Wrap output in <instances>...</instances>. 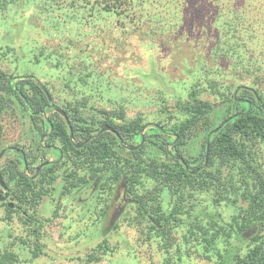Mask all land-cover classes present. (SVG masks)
I'll return each mask as SVG.
<instances>
[{
  "label": "rangeland",
  "instance_id": "obj_1",
  "mask_svg": "<svg viewBox=\"0 0 264 264\" xmlns=\"http://www.w3.org/2000/svg\"><path fill=\"white\" fill-rule=\"evenodd\" d=\"M43 1L16 0L8 11L1 7L0 69L7 73H27L58 90L62 80L56 78L57 70L52 62L40 57L41 61L36 63L31 51L45 46L53 59L61 52L63 67L71 66L76 73L84 59L77 58L76 52L85 47L91 61L90 65L85 63L90 66L85 72L97 74L98 67L105 74L103 85L106 88L103 89L106 91L102 94L93 91L90 77L88 85H82L76 97L85 96L95 101L103 98V103H93L102 106L96 108L121 109L130 119L142 116L146 127L156 118L169 119L166 130H170L176 119L175 102L180 98L186 100L188 92L198 82L206 89L201 99L212 103L218 102L219 96L210 87L214 91L230 88L232 92L236 87L233 93L246 88L264 94V0H156L142 7L129 6L127 16L120 19L102 15L92 24L89 18L91 25L71 16L57 22L56 18L74 13L66 8L61 12L45 10L41 15ZM60 43L70 47L60 48ZM7 49L10 52L5 54ZM63 90L60 98L75 95V91ZM162 98L166 99L171 113H160ZM55 100L58 104V97ZM10 103L8 111L0 117L3 124L0 151L6 149L0 153V165L17 157L8 147L16 142L28 145L31 140V130L20 118L17 102ZM222 109V105L215 107L217 112L210 116V121L219 116ZM146 127L143 131L149 132L150 126ZM45 138H40L42 144ZM170 138L173 139L171 135ZM202 141L201 131L188 147L182 148V155L185 158L196 156ZM258 148L261 150L259 145ZM45 158L50 163L55 156L49 153ZM259 170L264 172V166ZM60 175L51 195L43 197L36 210V216L44 223L39 242L41 254L33 258L31 245L30 249L19 251L17 264H218L215 256L219 252L225 258L241 257L247 252L246 241L235 237L229 238L223 249L224 243L218 244L219 252L213 248L205 252L204 248L196 247V243H184L186 224L195 219L208 227L214 222L216 227L225 228L227 234L236 210L224 203L214 206L207 193L194 196L195 207L172 229V247L167 251L160 236L152 233L146 238L143 235L146 222L135 217V202L130 197L121 200L122 190L116 202V191L105 192L100 187L87 193L75 189L62 195L64 179ZM8 202L14 203L7 200L4 204ZM106 204L110 208L105 207ZM168 205L166 201L165 206ZM239 205L244 206L240 199ZM115 207L121 210L114 217ZM105 208H108L107 217L103 214ZM16 215L13 214V221L9 223L5 221L4 209L0 208V246L12 241L7 238L8 233L24 234ZM230 232H233L231 229L228 234H234ZM102 245L105 251L99 249ZM15 246H19L18 242ZM93 253L96 260L88 262Z\"/></svg>",
  "mask_w": 264,
  "mask_h": 264
},
{
  "label": "trees",
  "instance_id": "obj_2",
  "mask_svg": "<svg viewBox=\"0 0 264 264\" xmlns=\"http://www.w3.org/2000/svg\"><path fill=\"white\" fill-rule=\"evenodd\" d=\"M15 1L0 0V10L3 7L8 11ZM155 1L44 0L40 13L42 15L45 10L54 9L61 12L66 8L74 13L56 18L57 22H63L66 16H71L74 20L91 25L89 18L92 24L102 15L120 19L123 15L127 16L129 6L142 7L145 3L147 5ZM58 47L65 49L70 46L60 43ZM85 49L80 47L76 57L84 58L83 63L90 65V55ZM7 52L10 50L7 49L5 54ZM31 52L36 63L41 61L40 57L52 62L57 70L56 78L62 80V86L57 90L33 75H16L0 69V117L8 111L10 102L16 101L20 118L31 129L35 143L31 146L14 143L17 157L0 165L1 178L10 192V201L14 202L12 209L3 203H0V208L4 209L5 221L9 223L13 221V214H17L24 233H8L7 238L12 241L0 246V264H17L19 251L30 249L31 245L33 258L41 254L39 242L44 223L36 216V210L43 197L51 195L59 174L64 179L62 195L75 189L91 192L100 187L105 192L116 191L114 197L117 198L120 190H123V194L135 202V217L146 222L143 235L147 238L152 233L157 234L162 238L161 242L167 251L172 247V229L178 227L183 215H188L195 207L192 204L194 196L207 193L214 206L224 203L235 208L236 214L231 217L228 229L234 234H228L227 229L225 234V228L216 227L214 222L208 227L195 219L186 224L188 228L187 235L183 236L184 243H196L195 246L204 248L205 252L212 248L219 252L218 244L224 243L223 249L229 243V238L235 237L246 241L247 252L241 257L233 255L227 258L219 252L215 256L219 259L218 264H264V172L259 170L264 166L263 93L240 88L235 94L233 92L236 87L233 92L230 88L214 91L210 87L219 96L218 102L212 103L201 99L200 95L206 89L198 82L188 92L186 100L180 98L175 102L176 119L170 130L164 129L169 119L156 118L155 122L147 124L150 131L144 132L146 124L142 116L130 119L121 109L108 111L96 108L102 106L93 103H103V98L95 101L85 96L76 97L90 77L93 91L99 94L106 91L103 89L106 88L103 85L105 74L98 67L96 70L99 73H87L85 69L90 66L81 62V66H84H80L74 73L71 66L66 69L63 67L61 52L54 59L45 46L34 47ZM63 89L73 93L75 91V95L60 98ZM57 97L59 103L55 104ZM160 102V113H171L166 99L162 98ZM218 105L224 109L210 121ZM53 107L60 108L65 118L52 112L46 113L47 108ZM29 119L31 124L27 121ZM103 125L113 127L116 135H95L88 143L76 148L75 144L85 140ZM2 131L3 124L0 122V134ZM201 131V150L196 156L185 158L180 153L182 148L188 147ZM44 136L45 145L41 146L39 139ZM135 142L138 144L134 145ZM207 142L209 149L205 164ZM49 153L55 156L50 163L45 158ZM239 199L244 206H237ZM166 201L168 206H165ZM103 214H108V208ZM106 221L107 224L111 223L108 218ZM174 221L177 225L173 224ZM17 242L19 246L16 247ZM99 249L105 251L103 245ZM206 257L211 258L209 255ZM92 260H96L94 253L88 257V262Z\"/></svg>",
  "mask_w": 264,
  "mask_h": 264
},
{
  "label": "flooded vegetation",
  "instance_id": "obj_3",
  "mask_svg": "<svg viewBox=\"0 0 264 264\" xmlns=\"http://www.w3.org/2000/svg\"><path fill=\"white\" fill-rule=\"evenodd\" d=\"M56 109H59V110H61L60 108H55V107H53V108H47L46 109V113H48L49 114V112H52L51 114H57V115H59V116H62V114L61 113H59V112H57L56 111ZM51 110V111H50ZM62 111V110H61ZM44 118H45V115L43 116ZM27 121H30V119L29 120H27ZM30 124H31V121H30ZM109 127L110 128V130H106V131H103V132H101V129L103 128V127ZM30 129V128H29ZM31 130V129H30ZM107 134V133H109V134H111V135H116V130L113 128V127H111L110 125H103V126H101L95 133H93L92 135H90L89 137H86L85 138V140H83L82 142H78L77 144H75V146L76 145H79V144H82L83 142H85L86 141V143H88L89 142V140L91 139V137L92 136H95V135H101V134ZM40 138H42V137H40ZM29 139H31L30 140V146L32 145V143H34L33 142V140H32V133H31V136H30V138ZM88 140V141H87ZM42 140L41 139H39V144H41V146H43V145H45V144H42V142H41ZM45 143V142H44ZM86 143H84L83 145H85ZM208 143V142H207ZM28 144V145H29ZM35 144V143H34ZM82 145V146H83ZM81 146V147H82ZM8 148H10V149H15L14 148V146H12V147H8ZM170 148V147H169ZM78 149V148H77ZM206 149V148H205ZM4 150H6L5 148L3 149V150H1V152H4ZM173 154H175V152L173 151L172 152ZM180 153H182V151L180 152ZM205 153V152H204ZM1 155V154H0ZM176 157H178V156H176ZM37 170V172L39 171V168H37L36 169ZM9 191V190H8ZM123 191V190H122ZM3 193V191L1 192V194ZM83 193H87V192H83ZM117 198H118V195H117ZM117 198H115L114 197V202H116L117 201ZM7 200H11V198H10V192H9V196H8V199ZM121 200H129V197H127V196H125V194H123L122 195V197H121ZM132 200V199H131ZM5 203V202H4ZM3 203V204H4ZM6 205H7V203H6ZM108 208H110V207H108ZM112 208V207H111ZM117 210V211H116ZM120 210H121V207H119V209L118 208H116L115 207V209H114V217L117 215V213L119 212L120 213ZM118 213V214H119ZM107 217V216H106Z\"/></svg>",
  "mask_w": 264,
  "mask_h": 264
},
{
  "label": "water",
  "instance_id": "obj_4",
  "mask_svg": "<svg viewBox=\"0 0 264 264\" xmlns=\"http://www.w3.org/2000/svg\"><path fill=\"white\" fill-rule=\"evenodd\" d=\"M56 111L61 113L62 116H64V118H65V115H64V113L61 110L56 109ZM106 130H110V128L105 126V127H103L101 129V132L106 131ZM84 143H86V141L83 142L82 144L76 145V148H80ZM208 149H209V144L207 143L206 144V149H205V163H206L207 157H208ZM1 156L2 155H0V158H1ZM0 187H1L2 191H3V193L0 194V203H3V202L7 201L8 196H9V191H8V188L5 186V184H4V182H3L2 178H1V173H0ZM7 206L9 208H11V209L14 207L13 204L10 203V202L7 203Z\"/></svg>",
  "mask_w": 264,
  "mask_h": 264
},
{
  "label": "bare ground",
  "instance_id": "obj_5",
  "mask_svg": "<svg viewBox=\"0 0 264 264\" xmlns=\"http://www.w3.org/2000/svg\"><path fill=\"white\" fill-rule=\"evenodd\" d=\"M7 202V201H6ZM4 203V202H3ZM14 206V205H13Z\"/></svg>",
  "mask_w": 264,
  "mask_h": 264
}]
</instances>
